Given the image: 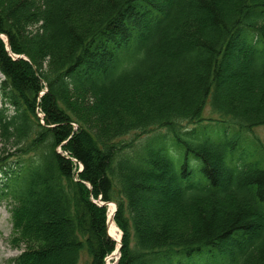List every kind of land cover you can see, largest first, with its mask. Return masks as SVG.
<instances>
[{"label":"trees","instance_id":"1","mask_svg":"<svg viewBox=\"0 0 264 264\" xmlns=\"http://www.w3.org/2000/svg\"><path fill=\"white\" fill-rule=\"evenodd\" d=\"M0 74L8 264H264V0H0Z\"/></svg>","mask_w":264,"mask_h":264},{"label":"rangeland","instance_id":"2","mask_svg":"<svg viewBox=\"0 0 264 264\" xmlns=\"http://www.w3.org/2000/svg\"><path fill=\"white\" fill-rule=\"evenodd\" d=\"M5 39V37L2 36ZM6 40V39H5ZM3 81V76L0 74V112L6 108H8L7 115L13 114V109L8 107L9 105L6 102L5 97L2 95L1 92V83ZM204 116L206 119L214 118V115L211 113L209 107L207 106ZM42 117V116H40ZM205 121L204 123H206ZM209 128L207 129L210 131L213 126L212 123L208 121ZM216 125V123H215ZM197 128L202 126H196ZM222 130V128H219ZM164 133L163 130L154 131L150 136H161ZM254 134L259 136L260 138H264V128H258L254 131ZM134 136H127L124 138L125 141H129L133 139ZM9 148V146H4L3 141L0 138V155L4 153V149ZM12 150V149H11ZM113 203L106 204L104 206L107 207V215H108V224H109V205ZM107 224V228H108ZM116 224V223H115ZM120 230V229H119ZM122 234V232H121ZM22 247L19 246L17 243L14 235H13V226L11 220V212L10 207L6 200L0 199V264H8L11 260L15 259L21 253ZM121 253V252H120ZM121 255V254H120ZM120 255L116 254L115 252L112 253L109 257L106 258L105 264H116L120 258ZM88 257L86 253L83 254L80 264H87Z\"/></svg>","mask_w":264,"mask_h":264},{"label":"bare ground","instance_id":"3","mask_svg":"<svg viewBox=\"0 0 264 264\" xmlns=\"http://www.w3.org/2000/svg\"><path fill=\"white\" fill-rule=\"evenodd\" d=\"M109 224H108V234L111 238H113L114 240H116L117 242L120 241L121 239V231L119 230V228L117 227V225L115 224V222L113 221V214H114V210H115V205L114 204H110L109 205Z\"/></svg>","mask_w":264,"mask_h":264},{"label":"water","instance_id":"4","mask_svg":"<svg viewBox=\"0 0 264 264\" xmlns=\"http://www.w3.org/2000/svg\"><path fill=\"white\" fill-rule=\"evenodd\" d=\"M7 46L9 47V44H8V42H7ZM14 58H20V57H14ZM109 204V203H108ZM100 205L101 206H104V205H106V203H100ZM117 211V206L115 205V210H114V214H115V212ZM114 214H113V217H114ZM113 239V238H112ZM121 239H122V234H121ZM121 239H120V241L118 242V248H117V250L115 251V253L116 254H118V255H120L121 253V247H122V245H121ZM114 240V239H113ZM116 241V240H115Z\"/></svg>","mask_w":264,"mask_h":264}]
</instances>
